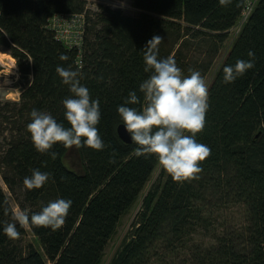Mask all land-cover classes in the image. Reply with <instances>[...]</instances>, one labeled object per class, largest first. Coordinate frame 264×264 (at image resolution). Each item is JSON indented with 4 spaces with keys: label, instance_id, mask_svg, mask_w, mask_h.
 I'll list each match as a JSON object with an SVG mask.
<instances>
[{
    "label": "trees",
    "instance_id": "1",
    "mask_svg": "<svg viewBox=\"0 0 264 264\" xmlns=\"http://www.w3.org/2000/svg\"><path fill=\"white\" fill-rule=\"evenodd\" d=\"M130 2L140 11L137 16L104 4L92 9L87 0H0V49L27 80L18 101L0 100V177L7 190L0 184V229L3 222H16L19 232L13 238L0 230V264H100L121 218L159 164L152 154L137 155V145L117 133L123 124L117 107L130 90L141 98L134 106L142 107L139 85L150 75L142 52L147 41L162 36L159 57H173L182 69L192 41L212 34L208 59L199 69L207 73L245 8V0ZM57 14H84L80 48L55 38L49 20ZM240 27L208 89L205 126L196 134L211 150L202 171L179 181L162 172L164 183H155L144 196L111 264H264V0ZM62 52L67 61L59 59ZM238 58L253 60L254 66L224 82L223 67ZM58 64L78 69L91 97L99 98L102 149L57 142L49 150L57 153L53 159L34 147L27 130L33 108L70 126L62 101L72 94L56 72ZM33 169L51 175L40 188L28 189L23 179ZM57 197L73 202L60 227L26 221L43 252L31 243L21 245L26 229L15 220L10 198L30 215ZM197 237L213 243H196Z\"/></svg>",
    "mask_w": 264,
    "mask_h": 264
},
{
    "label": "clouds",
    "instance_id": "2",
    "mask_svg": "<svg viewBox=\"0 0 264 264\" xmlns=\"http://www.w3.org/2000/svg\"><path fill=\"white\" fill-rule=\"evenodd\" d=\"M163 37L155 34L142 50L144 71L150 75L139 85L143 94L141 102L135 90H130L125 102L118 105L125 131L137 147V155L152 154L158 163L175 180L193 177L202 171L201 162L210 155V147L198 142L196 134L205 126L209 108L208 86L199 70L190 69L189 75H182L173 57L161 58L158 45ZM5 54V53H0ZM255 54L251 50L249 57ZM59 59L67 61L68 55L60 53ZM253 60L238 58L235 64L223 67L224 82H232L246 70L253 67ZM56 72L62 83L69 86L72 95L64 98V116L70 126L66 127L47 111L33 108L27 130L34 147L39 152H48L55 159L57 153L49 151L57 142L64 147L90 146L102 149L104 141L97 127L100 118V100L92 98L89 88L81 83V73L71 65L58 64ZM49 172L33 169L25 176L23 184L28 189L40 188L50 177ZM72 200L57 197L44 205L40 211L28 214L27 209L14 214L15 220L50 226L53 230L64 222ZM9 237H17L16 222H3L0 229Z\"/></svg>",
    "mask_w": 264,
    "mask_h": 264
},
{
    "label": "rangeland",
    "instance_id": "3",
    "mask_svg": "<svg viewBox=\"0 0 264 264\" xmlns=\"http://www.w3.org/2000/svg\"><path fill=\"white\" fill-rule=\"evenodd\" d=\"M87 1L89 3V7L92 9H95L97 4H104L111 7L121 8L125 14L130 16H137L140 13L139 10L133 8L130 0H87ZM257 2L258 0H255V5L257 4ZM240 23H242L241 19H239L236 26H234L230 30L228 39L226 40L225 43L221 45L219 53L215 58L212 67L207 73L202 74V72L199 69H200V64L206 62L208 59L209 53L207 51L214 37L212 34H208L201 39H196L192 41L193 45L191 49L186 51V54L188 55L189 57L188 59L190 61L187 64H185V66L182 65V75H189L190 69L199 70L202 76L205 78L209 89L218 70L223 64L231 46L233 45L235 39L237 38L240 32V28H241ZM0 53H5V54H0V100L18 101L20 97V93L27 85V80L21 78V74L16 64V60L10 54L3 52L1 49H0ZM69 158L72 164L76 166L74 162V157L70 155ZM164 170L165 169L160 164H158V166L156 167L155 171L152 174L151 180L148 182V184L142 191L137 202L121 218L115 234L113 235V237L111 238L105 249L100 264L112 263L113 258L115 257V255L117 254L118 250L121 248L123 243L127 240V237L133 228V223L135 222L137 213L142 208L144 196L149 192V190L152 188V186L155 183L159 181L164 183L165 177L161 178V174ZM0 184L4 187L5 191L7 192L5 186L2 183L1 177H0ZM10 201L14 208L15 214H19L21 211L16 206L15 202L11 198ZM22 223L25 226L26 233L18 240V242L23 246L31 243L37 250L43 252L39 240L31 232L26 221ZM196 243L199 244L204 243L205 245H210L213 243V240L205 237H197Z\"/></svg>",
    "mask_w": 264,
    "mask_h": 264
},
{
    "label": "built area",
    "instance_id": "4",
    "mask_svg": "<svg viewBox=\"0 0 264 264\" xmlns=\"http://www.w3.org/2000/svg\"><path fill=\"white\" fill-rule=\"evenodd\" d=\"M255 5V0H245L242 13V23L250 16ZM49 28L54 32L55 38L68 47L82 45L85 29L84 14H57L49 20Z\"/></svg>",
    "mask_w": 264,
    "mask_h": 264
},
{
    "label": "water",
    "instance_id": "5",
    "mask_svg": "<svg viewBox=\"0 0 264 264\" xmlns=\"http://www.w3.org/2000/svg\"><path fill=\"white\" fill-rule=\"evenodd\" d=\"M117 133H118L119 138H120L123 142H125V143H127V144L132 143V142H131V139H130V137H129V134H128V133L125 131V129H124V125H123V124H120V125L117 127Z\"/></svg>",
    "mask_w": 264,
    "mask_h": 264
},
{
    "label": "bare ground",
    "instance_id": "6",
    "mask_svg": "<svg viewBox=\"0 0 264 264\" xmlns=\"http://www.w3.org/2000/svg\"><path fill=\"white\" fill-rule=\"evenodd\" d=\"M246 21H247V20H246ZM246 21H245V22H246ZM245 22H244V23H245ZM244 23H241V25H243Z\"/></svg>",
    "mask_w": 264,
    "mask_h": 264
}]
</instances>
